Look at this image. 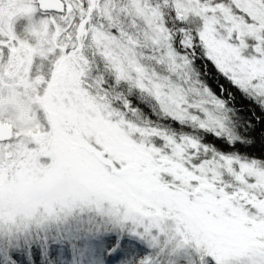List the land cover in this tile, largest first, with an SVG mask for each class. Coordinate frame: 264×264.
Here are the masks:
<instances>
[{
	"label": "snow or ice",
	"instance_id": "6c2138e0",
	"mask_svg": "<svg viewBox=\"0 0 264 264\" xmlns=\"http://www.w3.org/2000/svg\"><path fill=\"white\" fill-rule=\"evenodd\" d=\"M0 264H264V0H0Z\"/></svg>",
	"mask_w": 264,
	"mask_h": 264
}]
</instances>
